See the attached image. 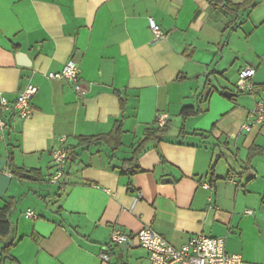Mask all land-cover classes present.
Returning a JSON list of instances; mask_svg holds the SVG:
<instances>
[{
  "label": "crops",
  "instance_id": "0c3cea01",
  "mask_svg": "<svg viewBox=\"0 0 264 264\" xmlns=\"http://www.w3.org/2000/svg\"><path fill=\"white\" fill-rule=\"evenodd\" d=\"M150 17L164 38L155 40ZM70 58L83 93L47 76ZM245 66L256 67V91L236 94ZM28 84L38 87L33 116L6 111L0 133V206L16 204L0 264H150L137 243L111 241L114 227L144 226L176 247L196 234L225 237L228 252L264 264L243 240L251 229L264 249V157L249 158L252 146L264 148V124L242 129L264 102V0L239 11L209 0H0V99ZM185 107L201 111L184 117ZM161 112L166 136L121 168ZM117 122L116 150L79 144ZM63 137L71 157L62 186L50 177ZM10 157L41 179L14 176Z\"/></svg>",
  "mask_w": 264,
  "mask_h": 264
},
{
  "label": "built area",
  "instance_id": "2783aa9c",
  "mask_svg": "<svg viewBox=\"0 0 264 264\" xmlns=\"http://www.w3.org/2000/svg\"><path fill=\"white\" fill-rule=\"evenodd\" d=\"M149 27L154 34L155 40L165 37V33L159 24L152 18H149ZM256 74L255 66H245L238 73V79L235 85V93L255 92L256 86L253 78ZM52 79H65L74 85L78 93H83L81 81V69L78 62L70 58L63 66L61 71L49 72L47 74ZM38 91L35 84H28L13 101L2 96L0 99V133L3 132L7 123L3 117L6 111H14L21 119H29L33 116L34 109L32 99ZM157 123L159 126H165L168 121V114L158 113ZM264 124V102L258 100L242 124V129L249 132L256 125ZM66 138H62V144L54 148L52 157L55 166V172L50 177V182L64 185L66 176V163L69 152L65 146ZM203 186L209 189L210 183L204 182ZM252 213V210H247ZM27 217H36L34 212L28 210ZM111 241L115 244L137 243L148 252L150 264H258L245 260L242 254L230 253L226 249V239L221 236H212L205 234H196L181 247L174 246L167 238L158 233L150 226H144L134 234L127 233L119 227H114L111 231ZM105 259L108 255L104 254Z\"/></svg>",
  "mask_w": 264,
  "mask_h": 264
},
{
  "label": "trees",
  "instance_id": "16d2710c",
  "mask_svg": "<svg viewBox=\"0 0 264 264\" xmlns=\"http://www.w3.org/2000/svg\"><path fill=\"white\" fill-rule=\"evenodd\" d=\"M214 5H221L222 7H227L233 11H239L240 9H246V10H252L255 8L261 0H244L240 4H232L229 3L226 0H209ZM259 90L264 91V84L259 87ZM240 94V93H236ZM120 105L122 109L124 108V99L120 98ZM201 110H195L193 107H185L182 109V115L184 117H187L189 115H194L199 113ZM167 124L165 126H159L157 123V119L155 120V126L154 128H151L146 133L145 137L140 140L137 144V146L134 148L133 155L130 159H127L124 161V164L122 167H128L133 166L137 163L139 155L148 149L149 143L153 141H158L163 139L167 134ZM121 136H122V124L121 122H117L115 124L114 129L107 134H100L96 136H80L78 138L80 145H94V144H100L105 143L107 144L112 151L116 150L121 145ZM66 146V145H65ZM66 149L69 152V148L66 146ZM256 155H262L264 157V148H261L259 146H252L249 151V158L256 156ZM70 153L67 162L70 160ZM10 165L13 167L12 174L14 176H17L21 179H31V180H39L41 179V173L39 170L31 169L26 170L19 167H14L13 165V159L10 157ZM67 165V163H66ZM213 169V168H212ZM140 168H138L137 171H139ZM67 173V169H66ZM15 201L10 200L5 205L0 206V242L4 245L0 248V253L2 255H6L10 253V250L12 248L11 242L4 243V240L10 235L12 231V222L10 220V215L15 209Z\"/></svg>",
  "mask_w": 264,
  "mask_h": 264
},
{
  "label": "rangeland",
  "instance_id": "374dc122",
  "mask_svg": "<svg viewBox=\"0 0 264 264\" xmlns=\"http://www.w3.org/2000/svg\"><path fill=\"white\" fill-rule=\"evenodd\" d=\"M240 94H244V93H240ZM247 96L248 95H242V98L243 99L246 98L245 100H247L249 102V104L252 105L253 99L251 97H247ZM255 104H253V106L251 107V110L254 108ZM230 142H232V141H230ZM258 238L259 237L257 236V234L255 232H253V230L247 229L244 231L243 240H244V244H245V249L249 255L264 256V249L259 247L261 240H259ZM247 261L257 263L253 260H247Z\"/></svg>",
  "mask_w": 264,
  "mask_h": 264
},
{
  "label": "water",
  "instance_id": "95a60500",
  "mask_svg": "<svg viewBox=\"0 0 264 264\" xmlns=\"http://www.w3.org/2000/svg\"><path fill=\"white\" fill-rule=\"evenodd\" d=\"M170 178H164L163 181H170Z\"/></svg>",
  "mask_w": 264,
  "mask_h": 264
}]
</instances>
